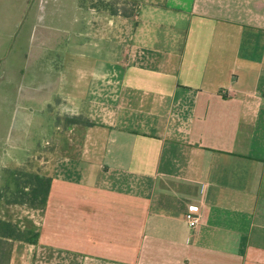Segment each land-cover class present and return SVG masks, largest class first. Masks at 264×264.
<instances>
[{"label": "crops", "instance_id": "0c3cea01", "mask_svg": "<svg viewBox=\"0 0 264 264\" xmlns=\"http://www.w3.org/2000/svg\"><path fill=\"white\" fill-rule=\"evenodd\" d=\"M129 1L0 0V264H264V0Z\"/></svg>", "mask_w": 264, "mask_h": 264}, {"label": "trees", "instance_id": "16d2710c", "mask_svg": "<svg viewBox=\"0 0 264 264\" xmlns=\"http://www.w3.org/2000/svg\"><path fill=\"white\" fill-rule=\"evenodd\" d=\"M88 2L109 14H118L125 17L131 16L136 9L135 3L129 0H88ZM9 174L15 190V195L11 196V201L25 204L30 208L43 207L46 204L51 187L50 177L22 170H11ZM0 236L18 240L24 239L32 243L36 240L38 234L31 231H22L10 222L0 221Z\"/></svg>", "mask_w": 264, "mask_h": 264}, {"label": "built area", "instance_id": "2783aa9c", "mask_svg": "<svg viewBox=\"0 0 264 264\" xmlns=\"http://www.w3.org/2000/svg\"><path fill=\"white\" fill-rule=\"evenodd\" d=\"M183 218L188 227L194 228L198 226L201 223V206L190 205L185 211Z\"/></svg>", "mask_w": 264, "mask_h": 264}, {"label": "rangeland", "instance_id": "374dc122", "mask_svg": "<svg viewBox=\"0 0 264 264\" xmlns=\"http://www.w3.org/2000/svg\"><path fill=\"white\" fill-rule=\"evenodd\" d=\"M93 1H95V0H93ZM122 208L125 209V210H129V204H126V203L122 202ZM49 211H50V207L48 205V206H46V210H45V212L43 214V222H45V223H48V221H49ZM70 219H72V217ZM63 220H65V219H63Z\"/></svg>", "mask_w": 264, "mask_h": 264}]
</instances>
